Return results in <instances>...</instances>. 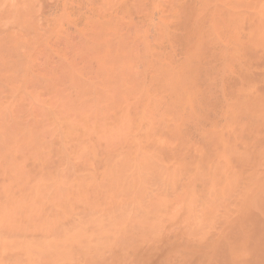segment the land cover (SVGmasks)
<instances>
[{
	"label": "rangeland",
	"instance_id": "rangeland-1",
	"mask_svg": "<svg viewBox=\"0 0 264 264\" xmlns=\"http://www.w3.org/2000/svg\"><path fill=\"white\" fill-rule=\"evenodd\" d=\"M0 264H264V0H0Z\"/></svg>",
	"mask_w": 264,
	"mask_h": 264
},
{
	"label": "bare ground",
	"instance_id": "bare-ground-1",
	"mask_svg": "<svg viewBox=\"0 0 264 264\" xmlns=\"http://www.w3.org/2000/svg\"><path fill=\"white\" fill-rule=\"evenodd\" d=\"M5 194V193H4Z\"/></svg>",
	"mask_w": 264,
	"mask_h": 264
}]
</instances>
